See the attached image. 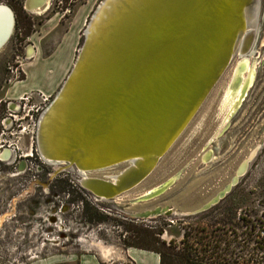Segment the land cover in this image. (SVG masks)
<instances>
[{
	"label": "rangeland",
	"instance_id": "obj_1",
	"mask_svg": "<svg viewBox=\"0 0 264 264\" xmlns=\"http://www.w3.org/2000/svg\"><path fill=\"white\" fill-rule=\"evenodd\" d=\"M24 1L0 0L16 13L11 41L0 51V157L6 149L12 153L0 162V264H134L126 258L129 249H154L160 241L180 246L185 232L205 241L237 235L249 250L255 247L264 230V0L256 1L257 25L245 37L250 60L245 72H239L238 48L153 174L114 200H100L85 189V171L51 164L38 150L41 118L73 70L87 25L104 0H50L35 14L24 11ZM29 46L38 51L32 61L24 58ZM125 169L94 177L107 179ZM236 173L237 181L242 177L233 183ZM229 183L235 185L218 205L194 214ZM167 185L162 195L136 204ZM155 208L174 213L135 216ZM90 242L112 246L116 253L104 259Z\"/></svg>",
	"mask_w": 264,
	"mask_h": 264
},
{
	"label": "bare ground",
	"instance_id": "obj_2",
	"mask_svg": "<svg viewBox=\"0 0 264 264\" xmlns=\"http://www.w3.org/2000/svg\"><path fill=\"white\" fill-rule=\"evenodd\" d=\"M104 1L96 9L99 12L94 21L89 26L92 16L87 25L89 29L85 30L79 58L54 100L59 98L58 102L52 109L50 107L45 111L48 113L42 124L39 151L42 158L51 164H67L60 160L67 153L65 149L70 146L68 142L72 138L75 141L99 133L97 127L102 123L106 127L101 130L105 135L104 140L111 137L114 141L116 138L124 140L122 148L116 149L110 157L129 155L134 150V143H131L132 138L129 140L127 137L133 132L137 134L146 120L147 129L144 131L150 141L158 143L157 148L150 149L152 151L141 148L139 153L123 160L134 159L114 166L111 165L115 162L109 159L102 166L98 164L100 160L108 158L109 153L102 158H88L86 163L89 166L81 161L76 163L80 172H86L81 182L93 195H97L100 200H114L118 198L115 197L117 194L131 192L153 174L158 158L150 153H160V157L163 154V143L167 142V149L174 146L200 112L238 48L243 60L239 72L241 75L245 72L250 61L245 54V48L249 47L245 37L249 34L248 29L257 25L258 6L257 0H242L245 6H250L241 16L230 17L235 9V0H107V5L101 9ZM48 2L50 0H27L25 5L28 11L34 12L46 9ZM13 18L14 24H8L6 12L0 9V48L9 37L5 46L11 41L15 29L14 15ZM241 28L242 32L235 43ZM230 32L232 34L225 39ZM37 55L35 48V54H28V59L32 61ZM130 56L137 59L126 61ZM75 68L74 75L65 86ZM204 69L207 72H203ZM200 76L204 78L199 80L197 89L189 95V109L180 113L184 117L183 121L179 125L172 122L168 125L167 121L172 115L169 103L173 101L168 94L182 93L186 96L192 91L194 79ZM177 103V100L174 101V106ZM156 130L166 135H155ZM82 155L77 156L82 159ZM121 167L126 169L119 175L107 179L90 178L92 174ZM245 169L243 166L239 174L242 175ZM232 181L237 183V178ZM233 185L228 186V190ZM164 189L165 186L153 190L136 201H148ZM155 210L161 212L160 215L149 217ZM167 210L170 209L156 208L135 216L143 215L145 219L159 217ZM89 247L104 259L116 253L112 246L101 243L90 242ZM117 256L120 255L117 253Z\"/></svg>",
	"mask_w": 264,
	"mask_h": 264
},
{
	"label": "water",
	"instance_id": "obj_3",
	"mask_svg": "<svg viewBox=\"0 0 264 264\" xmlns=\"http://www.w3.org/2000/svg\"><path fill=\"white\" fill-rule=\"evenodd\" d=\"M235 2H236V5L234 6L235 7V9H234V11L231 13V15H230V17L231 16H234L235 17V15H239V16H241V14H242V12L243 11H245L249 6H250V4H248V5H244L243 4V2H242V0H235ZM107 5V0H105L104 1V3H103V5L101 6V9H103L105 6ZM0 9H3L5 12H6V16H7V21H8V24H10V23H12V24H14V18H13V15H12V9L9 7V6H6V5H0ZM99 12V10H97L96 11V13L94 14V16H93V18H92V20H91V22H90V24H89V26L91 25V23L94 21V18L97 16V13ZM243 15H244V13H243ZM231 25V24H230ZM88 29H89V27H88ZM87 29V30H88ZM242 29L243 28H241V30H238V36L236 37V40H235V43L237 42V40H238V37H239V35L241 34V32H242ZM233 31V30H232ZM232 34V32H230V34H228V35H226V37H225V39L227 38V36H229V35H231ZM9 39H10V37L8 38V40L2 45V47L0 48V50L6 45V43L9 41ZM225 39L222 41V43H221V46L223 45V43L225 42ZM221 46H220V48H221ZM135 59H137L136 57H132V56H130L129 58H127L126 59V61H130V60H135ZM75 70H76V68L74 69V71H73V73L71 74V76H70V78L68 79V81H67V83H66V85L65 86H67L68 85V83H69V80L72 78V76L74 75V73H75ZM124 70H126V68L125 69H121V71H124ZM203 72H207V69H204V71ZM204 78V76H200V77H197L196 79H194V81H193V85H192V87H191V90L192 91H190L189 93H187L186 94V96H184V94H182V93H178L177 95H170V94H168V96H170V100H172L173 99V101H171L170 103H169V108H170V111H171V117H170V119H169V121H167L168 122V125H169V122H172V123H174V125H179L182 121H183V113H182V111L183 110H188L189 108H188V99H189V95H191L192 94V92H194L196 89H197V86H198V83L200 82L199 80H201V79H203ZM64 89H65V87H64ZM63 89V90H64ZM63 92V91H62ZM181 92H182V90H181ZM167 96V98H169ZM58 100H59V98L57 99V101H55L54 103H53V105L51 106V109L56 105V103L58 102ZM166 100V99H165ZM169 100V101H170ZM177 100V104L174 106V104H173V102L174 101H176ZM187 101V102H186ZM179 108H178V107ZM188 108V109H187ZM50 109V110H51ZM49 110V111H50ZM185 112V111H184ZM188 112V111H187ZM47 113L48 112H46L45 114H44V116H43V118H42V120H41V123H40V126H39V130H38V150H40L39 148H40V145H41V140H42V137H41V131H42V124H43V121H44V118H45V116L47 115ZM180 113H182V114H180ZM181 115V116H180ZM180 116V117H179ZM194 116H195V114H194ZM193 116V117H194ZM193 117H192V119H193ZM191 119V120H192ZM144 120V119H143ZM173 120H174V122H173ZM178 120V121H177ZM190 120V121H191ZM177 121V122H176ZM190 121L188 122V124L190 123ZM176 122V123H175ZM147 123L148 122H146V120H145V123L143 124V126H142V128H140V131L141 132H143V133H140V131H137L138 133L137 134H134V132H133V134H131L130 136L128 135V137L127 138H129V140H130V138H132V142L131 143H134V144H132V148L134 149L133 151H132V153H130L129 155L128 154H126V155H118V156H112V157H110V155L112 154V155H114V151L116 150V149H121L122 148V146L121 145H124V140L122 141V140H120V139H117L116 138V140L114 141L113 140V138L111 137L110 139H106V140H104V134H103V132H101V130H104L106 127H105V125L104 124H102L101 123V125H99L98 127H97V130H98V132L99 133H97V134H94L93 133V135H91V136H89L88 138H84V139H77V140H73V138L71 139V141H69L68 143H69V147H66V149L65 150H67V153L66 154H64V155H62V158H61V160L60 161H65V163H67V164H69L71 167H73V166H75L76 167V163L77 162H83V163H85V165H88L89 166V164H87L86 163V160H88V158H90V159H93V158H102L103 157V155L104 154H106V153H109L108 155H109V157L108 158H106V159H103V160H100L99 162L100 163H98L99 164V166H102V165H104V163H107L106 162V160L107 159H109L110 160V162H115V164H112L111 166H114V165H116V164H123V163H127V162H129V161H131L132 159H134V158H130V159H127V160H123V159H125V157H127V156H129V157H133L134 155H132V154H136V153H139L138 151L141 149V148H143V149H146L147 151H152L154 148H157V146H158V143L156 142V141H154V142H152V141H150V137H147V132H145L144 130L145 129H147L146 127H147ZM188 124H187V126H188ZM186 126V127H187ZM164 130V129H163ZM156 133L158 134V136H160V137H163L162 136V134H164L162 131H160V130H156V132H155V135H156ZM173 133V132H172ZM100 134H101V136H100ZM166 134H164V136H165ZM172 135H174V134H172ZM165 138V137H164ZM168 139V141H169V139H170V136L167 138ZM80 140V141H79ZM176 141V140H175ZM174 141V142H175ZM174 142H173V144H174ZM172 144V145H173ZM167 142L166 143H163V146L161 147V151H163V154L159 157L158 155L160 154V153H155V152H153V153H150V154H153V157H155V158H158V161H157V164H156V166H155V168L153 169V171H155L156 170V168L158 167V164H159V162H160V160L163 158V157H165L167 154H168V152L171 150L170 148H172L171 146L167 149L166 147H167ZM65 148V147H64ZM150 149H152V150H150ZM134 152V153H133ZM39 153H40V151H39ZM83 154L82 155V157L84 158H82V159H80V158H78L79 156H77V155H79V154ZM84 153H85V155H84ZM40 155H41V153H40ZM132 155V156H131ZM81 157V156H80ZM70 161H69V160ZM101 182V181H100ZM141 183V182H140ZM139 184V183H138ZM137 184V185H138ZM82 186L85 188V189H87L85 186H84V182H82ZM168 186L169 185H167L166 187H165V189H164V191L162 192V193H160V194H158V195H155L154 197H152L151 199H149L148 201H143V200H138L137 201V203L136 204H142V203H146V202H149V201H151V200H153L154 198H156V197H158V196H160V195H162L166 190H167V188H168ZM88 190V189H87ZM90 191V190H89ZM229 192H231V189H229L228 190V188L227 189H225L224 191H222V192H220L216 197H214L211 201H209L208 203H206V204H204V205H202L199 209H197L195 212H194V214L195 215H197V214H201V213H203V212H206V211H208V210H210L212 207H214V206H216V205H218L219 203H220V201L221 200H223L225 197H226V195L229 193ZM125 194V191L124 192H121V193H119V194H117L115 197H121L122 195H124ZM223 195V196H222ZM94 196L95 197H97V198H99L97 195H95L94 194ZM220 197V200L219 201H217L218 200V198ZM100 199V198H99ZM111 199H113V198H111ZM156 209V208H155ZM165 208H162V210H164ZM148 211H150V210H146V211H144V212H148ZM144 212H142V213H144ZM160 213L161 212H159V211H157V210H155V211H152L151 213H150V215H149V217L150 216H154V215H160ZM165 216H167V217H171L172 215H173V213L174 212H172L171 211V209L170 210H167V211H163L162 212ZM138 214H140V213H138ZM145 216H140V217H138V218H142V219H145L144 218ZM149 219V218H148Z\"/></svg>",
	"mask_w": 264,
	"mask_h": 264
},
{
	"label": "trees",
	"instance_id": "obj_4",
	"mask_svg": "<svg viewBox=\"0 0 264 264\" xmlns=\"http://www.w3.org/2000/svg\"><path fill=\"white\" fill-rule=\"evenodd\" d=\"M259 235L262 239L256 240L257 245L250 250L245 240L238 241L237 235L234 240L224 239L223 234L205 241L188 232L180 246L160 241L154 249L134 248L158 254L160 264H264V230Z\"/></svg>",
	"mask_w": 264,
	"mask_h": 264
},
{
	"label": "crops",
	"instance_id": "obj_5",
	"mask_svg": "<svg viewBox=\"0 0 264 264\" xmlns=\"http://www.w3.org/2000/svg\"><path fill=\"white\" fill-rule=\"evenodd\" d=\"M34 88H36V86L27 89L30 90ZM24 93L26 92H23V94ZM126 258L134 264H160V256L158 254L137 249H129L126 253Z\"/></svg>",
	"mask_w": 264,
	"mask_h": 264
},
{
	"label": "flooded vegetation",
	"instance_id": "obj_6",
	"mask_svg": "<svg viewBox=\"0 0 264 264\" xmlns=\"http://www.w3.org/2000/svg\"><path fill=\"white\" fill-rule=\"evenodd\" d=\"M26 1H27V0H25V1L23 2L24 11L27 12V13L35 14L34 12L28 11V10L26 9V5H25ZM49 3H50V2L47 3V8H48V6H49ZM6 6H7V5H6ZM10 8H11V7H10ZM47 8H46V9H47ZM11 9H12L13 15L15 16V21H16V13H15V11H14L13 8H11ZM46 9L37 10V11H38L39 13H41L42 11H44V10H46ZM4 16H5V15H4ZM14 30H15V29H14ZM14 30H13V33H14ZM32 47H33V46H29V47L25 50L24 58H27V57H28V54H29V56L35 54V47H33V48H32ZM37 52H38V51H37ZM246 96H247V95H246ZM245 98H246V97H245ZM245 98H244V99H245ZM244 99H243V101H244ZM243 101H242V102H243ZM241 104H242V103H241ZM209 158H210V157L205 158V159L207 160V159H209ZM248 167H249V166L247 165V168H248ZM238 170H239V168H238ZM247 170H248V169H247ZM247 170L243 173L242 176L245 175V173L247 172ZM237 173H238V171H237ZM237 173L235 174V176H234L233 178H235V177L237 178V177H238V176H237V175H238ZM95 175H97V174H95ZM95 175L92 174L91 177H94ZM242 176H241V177H242ZM82 177H83V176H82ZM241 177L238 178V181L240 180ZM233 178L231 179V182H233V181H232ZM238 181H237V182H238ZM231 182H230V183H231ZM230 183L227 184L224 188L226 189L228 186H230V185H231ZM234 185H235V184H234ZM234 185H233V186H234ZM224 188H223V189H224ZM232 188H233V187H232ZM223 189H222V190H223ZM212 199H213V198H212ZM206 203H207V202H206ZM206 203H205V204H206ZM203 205H204V204H203Z\"/></svg>",
	"mask_w": 264,
	"mask_h": 264
},
{
	"label": "built area",
	"instance_id": "obj_7",
	"mask_svg": "<svg viewBox=\"0 0 264 264\" xmlns=\"http://www.w3.org/2000/svg\"><path fill=\"white\" fill-rule=\"evenodd\" d=\"M11 157H12L11 151L8 150V149H6L1 154V157H0L1 160H0V162H2V163L8 162L11 159Z\"/></svg>",
	"mask_w": 264,
	"mask_h": 264
}]
</instances>
